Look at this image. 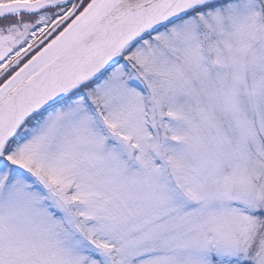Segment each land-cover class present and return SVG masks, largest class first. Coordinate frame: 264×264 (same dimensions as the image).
Masks as SVG:
<instances>
[{
	"label": "snow or ice",
	"instance_id": "6c2138e0",
	"mask_svg": "<svg viewBox=\"0 0 264 264\" xmlns=\"http://www.w3.org/2000/svg\"><path fill=\"white\" fill-rule=\"evenodd\" d=\"M0 264H264V0H0Z\"/></svg>",
	"mask_w": 264,
	"mask_h": 264
}]
</instances>
